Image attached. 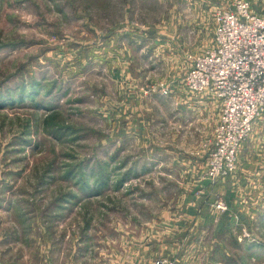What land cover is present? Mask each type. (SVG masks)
Instances as JSON below:
<instances>
[{"label":"rangeland","instance_id":"rangeland-1","mask_svg":"<svg viewBox=\"0 0 264 264\" xmlns=\"http://www.w3.org/2000/svg\"><path fill=\"white\" fill-rule=\"evenodd\" d=\"M239 2L0 0V264H264V126L209 180L186 86Z\"/></svg>","mask_w":264,"mask_h":264},{"label":"built area","instance_id":"built-area-1","mask_svg":"<svg viewBox=\"0 0 264 264\" xmlns=\"http://www.w3.org/2000/svg\"><path fill=\"white\" fill-rule=\"evenodd\" d=\"M186 82L190 90L207 91L223 102L207 175L228 177L253 123L260 119L264 126V12L253 15L239 2L235 13L220 15L216 48L193 64Z\"/></svg>","mask_w":264,"mask_h":264},{"label":"crops","instance_id":"crops-1","mask_svg":"<svg viewBox=\"0 0 264 264\" xmlns=\"http://www.w3.org/2000/svg\"><path fill=\"white\" fill-rule=\"evenodd\" d=\"M201 212V211H200ZM193 214V213H192ZM191 216V213H189V215H188V217H190ZM193 216H196V218L197 219H200L202 216L200 215H196V214H193ZM199 221V220H198ZM225 230H226V228H225Z\"/></svg>","mask_w":264,"mask_h":264}]
</instances>
